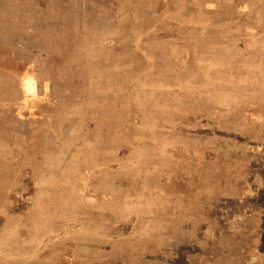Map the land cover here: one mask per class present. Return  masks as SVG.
Wrapping results in <instances>:
<instances>
[{
	"label": "rangeland",
	"instance_id": "obj_1",
	"mask_svg": "<svg viewBox=\"0 0 264 264\" xmlns=\"http://www.w3.org/2000/svg\"><path fill=\"white\" fill-rule=\"evenodd\" d=\"M0 264H264V0H0Z\"/></svg>",
	"mask_w": 264,
	"mask_h": 264
},
{
	"label": "bare ground",
	"instance_id": "obj_2",
	"mask_svg": "<svg viewBox=\"0 0 264 264\" xmlns=\"http://www.w3.org/2000/svg\"><path fill=\"white\" fill-rule=\"evenodd\" d=\"M30 88V87H29ZM32 88V87H31Z\"/></svg>",
	"mask_w": 264,
	"mask_h": 264
}]
</instances>
